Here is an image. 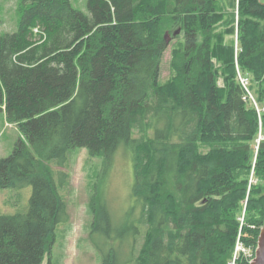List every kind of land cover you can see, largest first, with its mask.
I'll list each match as a JSON object with an SVG mask.
<instances>
[{"label":"trees","instance_id":"1","mask_svg":"<svg viewBox=\"0 0 264 264\" xmlns=\"http://www.w3.org/2000/svg\"><path fill=\"white\" fill-rule=\"evenodd\" d=\"M86 7L21 0L17 29L0 35V111L24 137L0 159V190L32 188L26 213L0 215V264H43L51 252L69 220L60 169L75 149L104 163L127 153L132 166L133 205L120 229L104 193L96 187L91 198L89 239L101 264H230L238 237L255 249L264 223V185L255 187L264 182V140L256 142L264 0H237L236 27L225 0ZM223 24L237 32V50L215 45ZM178 30L161 84L164 36Z\"/></svg>","mask_w":264,"mask_h":264},{"label":"rangeland","instance_id":"2","mask_svg":"<svg viewBox=\"0 0 264 264\" xmlns=\"http://www.w3.org/2000/svg\"><path fill=\"white\" fill-rule=\"evenodd\" d=\"M71 1L75 8L87 13V0ZM225 1L229 9H235L236 27L237 0H234V6L231 5L232 0ZM20 2L21 0H0V35L17 29L21 16ZM227 11L230 10L227 9ZM217 33L219 36H215L216 46L223 43L229 45L232 42V46L237 50L236 31L235 33L234 31L233 33L231 31L227 32V27L223 24L217 29ZM173 34L174 32L166 33L164 36L168 49L160 66L159 81L161 84L170 77L171 50L178 45V42L173 40ZM41 42H44V40ZM221 83L222 81H220V85H222ZM0 108L4 109L2 106ZM260 133L261 129L256 142L264 140V136ZM19 140H24L23 135L15 125L7 123L5 113L0 111V159L8 157ZM127 155V153L119 152L110 162L104 163L101 157L89 156L85 149H75L68 153L67 164L60 170L68 175V184L63 190V198L67 203L69 220L57 227L55 244L51 252L45 254L43 264H49V262L54 264H101L97 250L89 239L92 223L90 202L97 187L100 193H104L106 206H108L114 217V225L120 229L123 224L121 221L125 217H122V215L124 213L128 214L133 205L131 192L134 179L131 162L128 161ZM262 184L264 185V182H257L258 186L255 187L259 188L258 191H261ZM31 195V187L21 190H0V215L26 213L29 209ZM244 215L245 211L238 218L241 223L244 220ZM247 228L252 231L256 230L254 224L247 225ZM96 238L100 240V238ZM249 238L246 237L243 243L238 237L231 262L235 261L236 264L249 263L254 255V246L248 242L251 241Z\"/></svg>","mask_w":264,"mask_h":264},{"label":"water","instance_id":"3","mask_svg":"<svg viewBox=\"0 0 264 264\" xmlns=\"http://www.w3.org/2000/svg\"><path fill=\"white\" fill-rule=\"evenodd\" d=\"M180 31H176L173 36H177ZM250 264H264V223L260 230L259 237L257 240L256 249L254 252V258L250 262Z\"/></svg>","mask_w":264,"mask_h":264},{"label":"built area","instance_id":"4","mask_svg":"<svg viewBox=\"0 0 264 264\" xmlns=\"http://www.w3.org/2000/svg\"><path fill=\"white\" fill-rule=\"evenodd\" d=\"M231 264H236L235 261L234 262H231Z\"/></svg>","mask_w":264,"mask_h":264},{"label":"bare ground","instance_id":"5","mask_svg":"<svg viewBox=\"0 0 264 264\" xmlns=\"http://www.w3.org/2000/svg\"><path fill=\"white\" fill-rule=\"evenodd\" d=\"M183 22V21H182Z\"/></svg>","mask_w":264,"mask_h":264}]
</instances>
